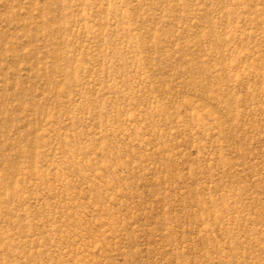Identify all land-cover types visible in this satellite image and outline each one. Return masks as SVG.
I'll return each instance as SVG.
<instances>
[{
    "label": "rangeland",
    "instance_id": "1",
    "mask_svg": "<svg viewBox=\"0 0 264 264\" xmlns=\"http://www.w3.org/2000/svg\"><path fill=\"white\" fill-rule=\"evenodd\" d=\"M0 264H264V0H0Z\"/></svg>",
    "mask_w": 264,
    "mask_h": 264
}]
</instances>
